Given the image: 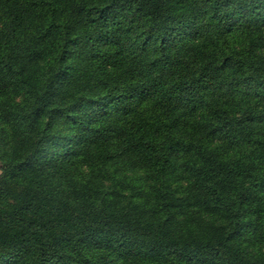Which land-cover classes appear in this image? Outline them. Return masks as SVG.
<instances>
[{
    "label": "trees",
    "instance_id": "16d2710c",
    "mask_svg": "<svg viewBox=\"0 0 264 264\" xmlns=\"http://www.w3.org/2000/svg\"><path fill=\"white\" fill-rule=\"evenodd\" d=\"M0 264H264V0H0Z\"/></svg>",
    "mask_w": 264,
    "mask_h": 264
}]
</instances>
